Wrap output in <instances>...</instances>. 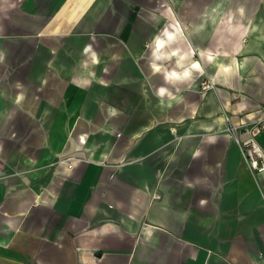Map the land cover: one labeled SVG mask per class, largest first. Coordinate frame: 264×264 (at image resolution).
<instances>
[{"label": "crops", "instance_id": "0c3cea01", "mask_svg": "<svg viewBox=\"0 0 264 264\" xmlns=\"http://www.w3.org/2000/svg\"><path fill=\"white\" fill-rule=\"evenodd\" d=\"M262 106L264 0H0V264H264Z\"/></svg>", "mask_w": 264, "mask_h": 264}, {"label": "built area", "instance_id": "2783aa9c", "mask_svg": "<svg viewBox=\"0 0 264 264\" xmlns=\"http://www.w3.org/2000/svg\"><path fill=\"white\" fill-rule=\"evenodd\" d=\"M210 86L207 84L205 87ZM261 114L260 117H257L255 120V124L257 127L264 126V106L259 109ZM227 120L230 122L228 129L232 132H236L241 125H234L231 124L230 117L227 116ZM239 141V138H237ZM243 154L248 159L250 165L255 168L256 170H263L264 169V148L252 138L246 139L243 141ZM72 163H69V166L72 167Z\"/></svg>", "mask_w": 264, "mask_h": 264}]
</instances>
